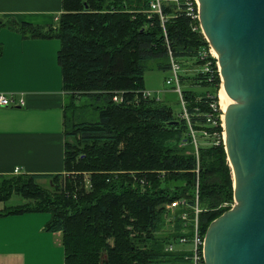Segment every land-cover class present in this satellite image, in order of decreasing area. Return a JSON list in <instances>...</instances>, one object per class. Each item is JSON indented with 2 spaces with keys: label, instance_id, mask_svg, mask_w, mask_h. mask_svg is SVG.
<instances>
[{
  "label": "trees",
  "instance_id": "obj_1",
  "mask_svg": "<svg viewBox=\"0 0 264 264\" xmlns=\"http://www.w3.org/2000/svg\"><path fill=\"white\" fill-rule=\"evenodd\" d=\"M150 1L61 0L54 28L23 29L31 37L59 39L56 59L63 90L72 99L74 94L89 98L97 111L95 120L74 121L65 129V138L77 142L71 146L82 148L66 157L65 141L64 175H0L1 202L12 194L32 200L5 207L0 215L49 213L44 230L61 232L63 264L188 261L177 248H163L180 235H191L193 205L200 233L228 209L220 205L231 199L232 175L220 139L215 58L198 29H191L197 20L185 14L183 0H160L163 22L148 12ZM200 50L206 52L203 59H198ZM168 51L180 69L182 58L201 69L208 63V71L200 70L190 80L185 71L178 74L187 119L174 115L162 100L140 96L149 62L169 71ZM115 92L122 93L121 103L112 102ZM72 105L73 100L70 109ZM201 133L212 137L208 146L193 142ZM68 160H75L69 168ZM15 178L28 184L46 180L45 188L29 190L25 183L11 181ZM179 200L183 203L174 208L173 232L157 235L164 205Z\"/></svg>",
  "mask_w": 264,
  "mask_h": 264
},
{
  "label": "crops",
  "instance_id": "obj_2",
  "mask_svg": "<svg viewBox=\"0 0 264 264\" xmlns=\"http://www.w3.org/2000/svg\"><path fill=\"white\" fill-rule=\"evenodd\" d=\"M60 13L61 0H0V92L23 98L22 105L0 106L2 176L16 175L14 169L23 175L66 173L68 94L56 59L60 41L23 31L27 25L54 28ZM77 107L73 103L72 111ZM5 202L0 212L13 206ZM49 218L47 212L0 215V264H63L61 232L44 230Z\"/></svg>",
  "mask_w": 264,
  "mask_h": 264
},
{
  "label": "water",
  "instance_id": "obj_3",
  "mask_svg": "<svg viewBox=\"0 0 264 264\" xmlns=\"http://www.w3.org/2000/svg\"><path fill=\"white\" fill-rule=\"evenodd\" d=\"M195 1L231 101L221 127L233 204L206 226L203 264H264V0Z\"/></svg>",
  "mask_w": 264,
  "mask_h": 264
},
{
  "label": "rangeland",
  "instance_id": "obj_4",
  "mask_svg": "<svg viewBox=\"0 0 264 264\" xmlns=\"http://www.w3.org/2000/svg\"><path fill=\"white\" fill-rule=\"evenodd\" d=\"M163 1L164 2H169V1L173 2L175 0H163ZM212 57H214V56H212ZM181 62L185 66L181 67L180 72L184 73V71H185V77L187 78V80L192 79L193 74L195 75L200 70L202 71L201 67H199L197 64L193 63L192 60H186V59L182 58ZM151 65H153V62H149L147 64V69L143 74V79H142L143 90L145 92L146 91L149 92L150 97H154L155 99H158V97H160V98L165 97L164 103L172 109V113L174 115H176L177 117H180L179 116V105H178L176 96L174 93H172L170 91V85L165 84V82H164L165 78L169 77V75H170L169 71L157 70V69L153 68V66H151ZM215 65H216V63H215ZM219 87H220V81H219ZM219 87H218V89H219ZM194 88L196 89V91H199L198 87H194ZM218 89L216 90V95H217ZM164 90H166V91H164ZM220 90H221V87H220ZM220 90L218 92V97H219L218 106H220L219 109H221V108L223 109V106H222L223 102H222ZM159 91H160V94H159ZM72 100H73V103L78 105V107L75 109L74 112L73 111L70 112L73 114V117H74L73 120H72V117L70 118V113H69V111L72 110L69 107L71 105ZM217 100H218V98H217ZM220 100H221V103H220ZM222 109L220 110V112L222 111ZM65 110H66L65 111L66 112V116H65V119H66L65 120V129H66V131L71 129L70 124L74 121H78V122H80V121H93L97 117V111L93 107V104L90 101V99L86 98V97L79 96L78 94H74L73 99L71 96H68V100L66 101ZM222 112H221V115H222ZM221 115H220V119H221ZM220 139L222 141V131H221V138ZM211 140H212L211 136H206V135H203L202 133H201V135H197V136L195 135L194 136V141L196 142V145H198V146H208V144H209L208 142H211ZM66 142L68 143V146L66 147V150L68 151V152L66 151V157H69L72 154H75V151H76V154L81 151L82 146H80L79 148H74L71 146L72 144L77 143L72 138L66 139ZM69 151H73V152L70 154ZM76 156H78V155H76ZM75 160H77L76 157H75ZM75 160H68L69 163L67 165V168L71 167V165H73V162ZM13 177H14V175H13ZM15 177H17V176H15ZM11 181L14 182L16 185H23L25 183L26 187L29 190L42 189V187L45 188V184H46V180H43L41 182L39 181L36 183H31V184L26 183L27 181H25L23 179H16L15 178V179H12ZM15 181H19L20 184H18ZM54 182L57 183L58 180H54ZM231 185H232V182H231ZM30 201H32V200H30V198H26V197H23L21 195L12 194V196H10V198L5 203H6V205H13V207L14 206L16 207L18 205H27V204H29ZM232 204H233V198L231 196V199H229L228 197L225 198L224 202H222L220 205H222L225 208L228 207V209H229L232 206ZM160 217H161V220H160L161 224L159 226L158 231L156 232L157 235L164 236L166 234L173 232L174 207H173V209H171L169 206L164 205L163 210L160 214ZM174 246L177 248L187 249L188 243L181 245V244H178L177 242H175ZM166 264H172V263H166ZM174 264H190V263L188 261H180V262H177Z\"/></svg>",
  "mask_w": 264,
  "mask_h": 264
},
{
  "label": "built area",
  "instance_id": "obj_5",
  "mask_svg": "<svg viewBox=\"0 0 264 264\" xmlns=\"http://www.w3.org/2000/svg\"><path fill=\"white\" fill-rule=\"evenodd\" d=\"M184 4L186 5L185 8V14L187 16H189L191 19H195L197 20V26H193L191 27L192 30H196L198 29V31L201 33L199 24H198V19H197V2L195 0H183ZM159 3L160 0H151L149 2V9L148 12L149 13H157L158 17L160 19L161 22H163V16L160 13V8H159ZM165 37V34H164ZM203 37V36H202ZM204 38V37H203ZM167 46V45H166ZM207 53L211 55V49L209 48V46L207 45ZM206 52L204 50H200L197 52V56L198 59H203L205 56ZM168 59H169V77L165 78L164 82L165 84L170 85V91L172 93H175L177 95V98L179 100V104L181 106V112L179 113L180 117H183L185 119H187V114L185 112L184 109V101L182 99L181 96V91H180V83H179V79H178V74L180 73V66L178 64V62L173 59V57L171 56L170 51H168ZM216 63V60H215ZM208 63L205 62L202 64V71H208ZM217 69V66H216ZM218 74V72H217ZM140 92V96L142 99H149L150 94L149 92H145L143 89L139 90ZM112 102L114 103H121L123 101L122 98V93L121 92H115L112 94ZM157 100V99H156ZM23 104V98L21 96L20 93H6V92H0V106H19ZM211 107H213L212 104H210ZM209 119V116L208 118ZM192 134V132H191ZM193 142H194V138H193ZM12 173L14 174H18L19 170L18 169H14L12 171ZM183 200H179V201H174L171 202L169 206L171 209H173V207L175 208L177 205L182 204ZM193 211H194V217L191 220V235L189 237L185 236V235H180L177 239L176 242L178 244H185L188 243V247L187 249L185 248H177L174 246V243H170V244H166L164 246V250L165 251H173L175 248H177L180 252H182L183 258L184 259H188V262L190 264H203V259H202V244H203V233H200L197 227V221H196V213L198 211L196 205H193L192 207ZM180 218L182 221H184L185 223H183V225H186V214L182 213L180 215Z\"/></svg>",
  "mask_w": 264,
  "mask_h": 264
},
{
  "label": "bare ground",
  "instance_id": "obj_6",
  "mask_svg": "<svg viewBox=\"0 0 264 264\" xmlns=\"http://www.w3.org/2000/svg\"><path fill=\"white\" fill-rule=\"evenodd\" d=\"M211 54H212V56H214V58L216 57V53L211 49ZM220 87H221V85H220ZM220 92H221V98H222V102H223V109H225V107L229 104V103H231V101H230V99L225 95V93L223 92V90H222V87H221V90H220ZM218 99H219V97H218ZM220 103H221V100H220ZM222 109V108H221ZM222 109V111H224ZM229 166V165H228ZM230 168V167H229Z\"/></svg>",
  "mask_w": 264,
  "mask_h": 264
}]
</instances>
